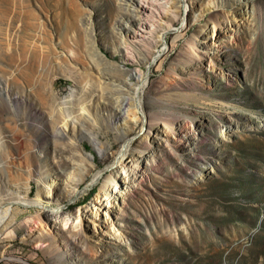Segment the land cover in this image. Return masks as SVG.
<instances>
[{
  "label": "rangeland",
  "instance_id": "1",
  "mask_svg": "<svg viewBox=\"0 0 264 264\" xmlns=\"http://www.w3.org/2000/svg\"><path fill=\"white\" fill-rule=\"evenodd\" d=\"M134 1L0 0V264H264V0Z\"/></svg>",
  "mask_w": 264,
  "mask_h": 264
},
{
  "label": "bare ground",
  "instance_id": "2",
  "mask_svg": "<svg viewBox=\"0 0 264 264\" xmlns=\"http://www.w3.org/2000/svg\"><path fill=\"white\" fill-rule=\"evenodd\" d=\"M173 1V2H177L179 4V7H181L182 10V14L180 17V24L174 26L172 25L171 22L169 21H164L165 26L164 28L160 31L159 33V45L161 48L159 49V52L155 54V56H160L162 55L168 48V40H167V36L169 33H171L173 30H176V33H181L184 29L187 28V18H186V12L188 10V4H187V0H135L133 3V7H135L136 10L139 11L140 15H143V18L145 20H142L139 24L142 25V27L144 24V21L146 22V16L150 15L152 17L157 16L159 19H162L160 17L159 14H163L162 13V9L161 7H165L168 8L167 6H169V3ZM178 7V9H180ZM170 9V8H169ZM175 9V8H173ZM171 9V10H173ZM175 14V13H174ZM144 30L146 32H150V26H148L146 29L144 28ZM154 55L152 57V59L148 62H150V64L152 65L154 63ZM151 68V67H150ZM148 76V71L144 70V71H140L137 75V82L135 83L134 87H133V92L131 94V98L137 103V108L139 110V112H143L142 109V103H141V94L143 92V88L146 85V78ZM142 117V116H141ZM146 120V124H149L150 122L147 121V116L144 113V121ZM130 142L126 141V144L124 145L125 149L128 148ZM123 149L120 152V159H123V157L125 156V153H123V151L125 150ZM100 170L92 176L91 181L94 178H97L100 174ZM73 187H75V185H73ZM19 203L23 204V205H28V204H34L37 205L39 208H41V210L44 211L45 214H50V211H53L54 213H59L61 212L58 208H52L46 204H42L41 203V199H37L34 201H28L25 200L24 198H19L17 199ZM11 202L9 201L8 204L6 205H2V203L0 202V225L6 221V219L9 217L10 212L12 211V205L10 204Z\"/></svg>",
  "mask_w": 264,
  "mask_h": 264
}]
</instances>
